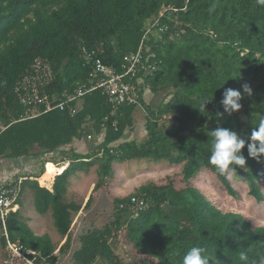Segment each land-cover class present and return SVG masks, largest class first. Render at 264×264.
<instances>
[{"label": "trees", "instance_id": "trees-1", "mask_svg": "<svg viewBox=\"0 0 264 264\" xmlns=\"http://www.w3.org/2000/svg\"><path fill=\"white\" fill-rule=\"evenodd\" d=\"M157 18L159 25L148 39L155 70L140 72L133 81L140 91L137 103L115 106L97 89L69 104L74 113L69 108L45 112L43 102L41 113L33 116V104L24 101L29 89L23 87L21 93L16 89L25 77H36L32 83L38 86L37 94L47 95L54 105L88 81L93 59L121 69L124 57L138 50L148 23ZM245 81L255 84L251 95L243 92ZM148 88L154 93L168 91L171 98L158 109L146 105L147 139L114 146L134 127V113L145 105L143 93ZM227 88L242 95L240 110L231 115L221 104ZM205 99L209 102L202 109ZM262 118L264 4L259 0H0V160L41 156L42 168L37 175L25 176L21 197L31 189L36 210L51 212L58 234L67 236L56 253L50 235H35L19 210L8 215L5 225L0 220L11 243L34 264H57L71 246L73 218L82 209L66 200L75 172L98 160L100 175L106 178L114 162L127 159L182 165L187 185L178 189L173 180L162 185L150 182L135 195L115 198L113 219L103 229L81 236L74 264L98 259L119 264L109 241L113 237L133 246L138 260L131 264H182L192 246L204 247L210 264H245L239 259L241 252L249 257L247 264L258 260L264 255V226L253 227L241 213L224 212L190 181L210 170L237 197L231 181L208 164L211 130L224 127L247 139ZM89 135L96 141L102 135L96 150L70 156L75 142ZM241 153L246 166H237L235 176L246 180L250 195L263 203L264 156L259 162L250 158L247 145ZM67 160L70 165L58 167L54 184L53 180L46 184L42 178L49 167ZM33 177H40L48 188ZM101 185L98 182L94 190ZM132 197L147 206L135 205ZM93 198L92 194L86 206ZM5 234L1 242L7 248ZM10 257L12 264L15 260L26 264L11 250Z\"/></svg>", "mask_w": 264, "mask_h": 264}, {"label": "rangeland", "instance_id": "rangeland-1", "mask_svg": "<svg viewBox=\"0 0 264 264\" xmlns=\"http://www.w3.org/2000/svg\"><path fill=\"white\" fill-rule=\"evenodd\" d=\"M151 21V20H150ZM154 21L148 23L150 28H153ZM153 34L157 35L158 32L153 30ZM150 45V44H149ZM250 88L254 89L255 84L245 81ZM145 105H139L134 113V127L128 129L123 139L113 142L114 146L120 145L123 142L137 141L141 143L148 137L146 123L148 117V110L146 105H151L153 108L158 109L165 101L171 98L168 91H160L154 93L151 89L144 91ZM167 123V119L164 120ZM97 138H85L81 141L75 142V149L70 152L88 154L92 153L98 147ZM97 156L92 157L95 160ZM88 160V159H86ZM70 160L65 162L56 163L55 166H50L43 180L49 184L59 172V166L69 163ZM43 160L40 157H27L21 159H4L0 161V183L3 184L8 181H13L18 175H37L42 168ZM47 169V165L45 164ZM102 167L101 161L93 162L82 171H76L75 175L70 178L71 184L66 195L68 202H76L82 205V209L75 214L73 223L70 229L71 246L67 252L60 254L57 264H74V253L81 247V236L86 232L92 230H101L106 224L110 223L113 219L115 212L114 199L117 197H127L129 195L137 194V189L142 185L150 182L159 185L167 184L173 180L174 185L179 188L186 187V182L183 179L182 165H173L169 162H155L153 159H127L116 161L112 164L113 172L106 178L100 175ZM204 170V169H203ZM46 172V170H45ZM44 172V173H45ZM43 173V174H44ZM22 176V177H23ZM42 177V175L40 176ZM40 177L38 178L39 185H41ZM231 183L234 185L238 196L230 195L228 189L221 183L218 176L210 170L201 171L195 178L190 181V185L199 188L209 200L217 205L224 212H236L244 215L253 227L264 226V202L259 203L250 195V188L247 181L232 174ZM32 179V178H31ZM35 179V177H33ZM102 181L99 189L94 190V186ZM52 183V185H53ZM42 186V185H41ZM43 187V186H42ZM48 187V186H47ZM264 190V184H262ZM51 189V188H50ZM93 194V201L89 206L86 203L90 196ZM20 214L35 234H49L54 244L57 246L56 253L59 251L61 245L66 242L67 236L58 234L54 226V219L51 212L46 214L39 213L34 206V193L31 189L26 188L21 197ZM5 229L0 228V264H12L8 262L10 257L9 246L6 248L1 242V235L6 233ZM110 244L114 250L115 256L119 264H131L138 260L133 246L128 242H123L119 237L110 239ZM26 264H28L25 261ZM15 264H18L15 260ZM23 264V263H19ZM93 264H107L104 259H98Z\"/></svg>", "mask_w": 264, "mask_h": 264}, {"label": "built area", "instance_id": "built-area-1", "mask_svg": "<svg viewBox=\"0 0 264 264\" xmlns=\"http://www.w3.org/2000/svg\"><path fill=\"white\" fill-rule=\"evenodd\" d=\"M163 15L164 11L160 13V16ZM159 22L160 18L155 19L153 28L157 27L159 25ZM153 28H150V26H148V31L141 41L138 50L124 57V62L121 69L117 70L112 66H107L100 58L93 59V70L89 75L88 81L82 83L73 94L67 95L66 99L60 100L57 103H54V105L53 103L48 101L47 95L44 96V98H40L37 94L38 86L37 84L32 83L36 80V77H25L23 82H20L16 89L20 93L23 87L29 89L27 99H24V101L33 104V116H37L39 113H41L39 104H42L43 102L46 104L45 112L54 108H59L61 110L69 108L72 113H74L76 110L69 104L82 98L87 93H91L97 89H100L101 91H103V93L108 95L109 100L113 102L115 106L124 103L135 104L139 101L140 91L138 89V86L135 85L133 81L138 77L140 72L147 74L155 70V65L152 64L153 62L151 61V46L148 43L149 33ZM36 70H39V68H37ZM140 82L141 80H139L138 83ZM88 139H93V135H89ZM49 163H47L46 165H48ZM22 176L23 175L19 177L17 184H15L17 179L5 182L3 184L0 183V220L4 223V225L8 215L11 212L19 210L20 208L21 183L24 179H26V175L23 177ZM13 183V186H9ZM132 201L135 202V205L139 207H144L146 205L144 200L137 197H132ZM7 234L8 233L6 231L5 235L8 238V246L13 254L20 256L28 264H34L28 258H26V256L15 244L11 243Z\"/></svg>", "mask_w": 264, "mask_h": 264}, {"label": "clouds", "instance_id": "clouds-1", "mask_svg": "<svg viewBox=\"0 0 264 264\" xmlns=\"http://www.w3.org/2000/svg\"><path fill=\"white\" fill-rule=\"evenodd\" d=\"M264 4V0H259ZM243 92L247 95L252 94V90L248 84L242 85ZM223 99L221 104L225 112L231 115L234 111L241 108L240 100L242 99L241 91L237 89L227 88L222 93ZM205 99L202 103V109L206 107ZM210 155L208 164L215 171L225 177L226 180H232V174L236 172L237 166L244 168L246 166V158L241 150L247 145L248 156L256 159L258 162L264 156V118L260 119L256 127L251 128L247 139L228 128L216 127L211 130ZM206 249L201 246H192L183 256L182 264H210L209 257L205 254ZM239 259L245 264L249 261V257L245 252H241ZM251 264H264V255L258 260L251 261Z\"/></svg>", "mask_w": 264, "mask_h": 264}, {"label": "crops", "instance_id": "crops-1", "mask_svg": "<svg viewBox=\"0 0 264 264\" xmlns=\"http://www.w3.org/2000/svg\"><path fill=\"white\" fill-rule=\"evenodd\" d=\"M55 164V163H54ZM57 165V164H56ZM43 175V174H42ZM35 179H37L38 180V178H35ZM56 179V178H55ZM39 181V180H38ZM54 184V183H53ZM70 184H71V181H70ZM70 186V185H69ZM43 187H45V186H43ZM45 188H48L47 186L45 187ZM51 188V187H50ZM49 188V189H50ZM68 190H69V188H68ZM20 208H21V204H20ZM20 208H19V211H20ZM34 234H35V232H34ZM45 234V233H44ZM44 234H35V235H44Z\"/></svg>", "mask_w": 264, "mask_h": 264}, {"label": "bare ground", "instance_id": "bare-ground-1", "mask_svg": "<svg viewBox=\"0 0 264 264\" xmlns=\"http://www.w3.org/2000/svg\"><path fill=\"white\" fill-rule=\"evenodd\" d=\"M64 165H67V163H65ZM63 166V165H62Z\"/></svg>", "mask_w": 264, "mask_h": 264}]
</instances>
